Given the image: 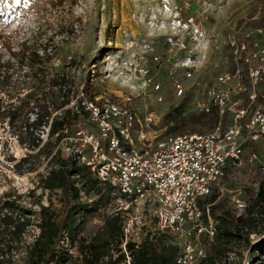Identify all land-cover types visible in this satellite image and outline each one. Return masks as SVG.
I'll list each match as a JSON object with an SVG mask.
<instances>
[{"label":"rangeland","instance_id":"obj_1","mask_svg":"<svg viewBox=\"0 0 264 264\" xmlns=\"http://www.w3.org/2000/svg\"><path fill=\"white\" fill-rule=\"evenodd\" d=\"M261 6L264 0H0V76L6 78L0 82L2 106L17 107L30 95L20 119H31L27 109L35 100L56 105L89 84L100 101L132 99L139 120L151 112V136L205 133L212 127L207 119L196 118L209 105V83L231 69L227 35L243 22L257 24L260 19L253 17H259ZM182 100L183 112L165 121ZM180 119L186 124L175 128ZM12 127L20 131V122ZM11 130L0 124V200L6 193L32 212H37L36 202L58 211L59 190L45 192L37 185L44 160L33 158L34 170L19 175L12 167L10 160L24 150L12 141ZM249 153L256 159L248 160ZM263 166L264 135L244 143L240 164L228 163L220 184L238 189L245 200L254 198L264 193ZM217 201L228 207L227 195L218 194ZM260 213L259 234H249L250 243L264 237ZM100 218L92 224L99 225ZM33 234L29 227L26 241ZM168 239L174 237L167 234ZM21 257L16 264H22ZM224 258L222 264H250L246 242L234 243Z\"/></svg>","mask_w":264,"mask_h":264},{"label":"built area","instance_id":"obj_2","mask_svg":"<svg viewBox=\"0 0 264 264\" xmlns=\"http://www.w3.org/2000/svg\"><path fill=\"white\" fill-rule=\"evenodd\" d=\"M253 19H261L260 14ZM225 45L231 69L207 87L210 107L205 106L204 112L215 107L218 120L205 133L151 136L148 129L155 125L154 116L148 112L137 119L128 97L90 100L81 91L69 95L68 104L54 112L59 115L70 109L81 118L62 128L63 137L52 154L58 152L62 159L87 167L98 182L111 186L113 199L103 211L121 217L122 249L126 241L137 248L146 233H167L178 248L176 264H194L205 259L201 239L208 245L215 231L207 207L203 212L198 201L215 188L227 195L235 217L244 214L247 206L241 191L226 189L220 180L228 163L240 164L244 143L264 135V27L243 22L227 35ZM43 130L40 146L49 126ZM17 145L24 153L10 160L12 167L31 154ZM255 159L254 153L248 154V160Z\"/></svg>","mask_w":264,"mask_h":264},{"label":"trees","instance_id":"obj_3","mask_svg":"<svg viewBox=\"0 0 264 264\" xmlns=\"http://www.w3.org/2000/svg\"><path fill=\"white\" fill-rule=\"evenodd\" d=\"M259 14L261 19L258 25L264 27L262 6ZM4 80L6 78L0 76V82ZM81 91L90 100L93 99L94 91L89 84ZM69 95L56 105L35 100L27 109L31 121L28 117L20 119L22 109L28 106L30 95L20 99L17 107L5 108L0 100V124L11 128L17 144L31 152L18 159L14 165L16 173L31 172L34 170L30 166L31 160L42 158L46 164L44 172L38 175L37 185L42 191L59 190L60 194L58 211H52L50 205L36 202V213L18 205L9 194H3L0 200V264H16L15 260L21 256L22 264H176L178 248L167 240V233H146L137 248L126 241L122 249L121 217L118 214L100 215V209H105L113 199L111 186L98 182L87 167L62 159L58 152L52 154L63 137L60 133L62 128L81 119L70 109L53 115L68 104ZM185 101L182 100L170 110L164 120L178 117L183 112ZM196 119H207L210 126L214 127L218 120L217 110L211 107L208 113ZM17 122H20V131L15 132L12 125ZM175 123V128H182L186 124L184 119ZM48 126L46 141L40 146L39 135ZM218 194L212 188L209 195L198 201L203 212L207 207L215 231L208 245L201 239L206 247L205 259L194 264H222L231 246L242 241L247 244L250 264H264V237L255 243H250L248 239L249 234H259L256 227L258 215L261 210L264 211L261 205L263 189L254 198L246 200L247 208L241 217H235L223 201H217ZM99 217L100 224H92L93 219ZM29 227L35 229V234L26 241Z\"/></svg>","mask_w":264,"mask_h":264},{"label":"snow or ice","instance_id":"obj_4","mask_svg":"<svg viewBox=\"0 0 264 264\" xmlns=\"http://www.w3.org/2000/svg\"><path fill=\"white\" fill-rule=\"evenodd\" d=\"M7 2V0H5V3Z\"/></svg>","mask_w":264,"mask_h":264}]
</instances>
